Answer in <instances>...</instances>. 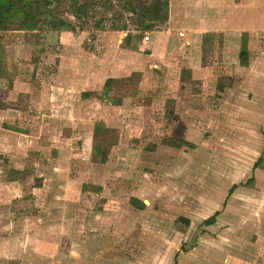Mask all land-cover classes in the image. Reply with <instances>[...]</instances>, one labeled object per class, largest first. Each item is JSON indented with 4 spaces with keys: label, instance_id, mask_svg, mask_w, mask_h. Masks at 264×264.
<instances>
[{
    "label": "rangeland",
    "instance_id": "1",
    "mask_svg": "<svg viewBox=\"0 0 264 264\" xmlns=\"http://www.w3.org/2000/svg\"><path fill=\"white\" fill-rule=\"evenodd\" d=\"M29 1L0 28V264H264V0Z\"/></svg>",
    "mask_w": 264,
    "mask_h": 264
},
{
    "label": "trees",
    "instance_id": "2",
    "mask_svg": "<svg viewBox=\"0 0 264 264\" xmlns=\"http://www.w3.org/2000/svg\"><path fill=\"white\" fill-rule=\"evenodd\" d=\"M162 2L163 0H154L152 4L155 6V11H158L159 7L163 5ZM82 6H79L78 9L83 10L84 7ZM38 9L39 8H37V6L29 0H0V28L3 26L7 18H9L12 14H17L21 16L20 21L22 24L24 23L29 29L34 30L38 26V21L35 20V15L37 14L36 10ZM154 10L153 13L155 12ZM63 25H65V23L60 21L55 27L57 28ZM131 201H134V199Z\"/></svg>",
    "mask_w": 264,
    "mask_h": 264
}]
</instances>
